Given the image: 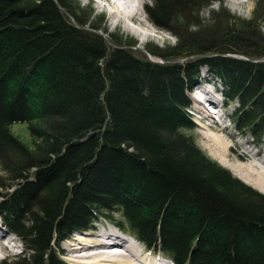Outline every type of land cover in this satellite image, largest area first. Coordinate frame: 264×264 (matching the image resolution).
<instances>
[{
  "label": "trees",
  "instance_id": "trees-1",
  "mask_svg": "<svg viewBox=\"0 0 264 264\" xmlns=\"http://www.w3.org/2000/svg\"><path fill=\"white\" fill-rule=\"evenodd\" d=\"M213 1L150 0L176 42L140 55L77 0H0V220L22 247L0 264H67L61 243L100 219L174 264H264V194L186 132L206 68L264 148V0L248 19Z\"/></svg>",
  "mask_w": 264,
  "mask_h": 264
},
{
  "label": "rangeland",
  "instance_id": "rangeland-1",
  "mask_svg": "<svg viewBox=\"0 0 264 264\" xmlns=\"http://www.w3.org/2000/svg\"><path fill=\"white\" fill-rule=\"evenodd\" d=\"M81 6H88L90 8L91 13L93 15H103L104 16V22L105 27L109 32H117L119 34H122L123 36L130 37L132 40L136 42L135 49L136 51H139L138 54L145 53L144 47L148 45L149 43L155 44L159 47H164L166 45H173L176 42L175 36H173L169 31L161 29L157 26H155L148 18L144 5L150 4V0H143V5H139V17L135 18H127L124 20L116 19V16L112 15L111 7L108 6L109 4L104 0H77ZM134 5H136V2H133ZM137 6V5H136ZM221 7H223L228 13L242 17L244 19H248L253 12L256 9V3L254 0H219V1H213L211 2L209 6V10L211 9L213 11V15L215 17L218 16V12L220 11ZM258 13H262L261 11H258ZM204 16H207V13H204ZM132 29H136L135 31ZM264 33V27L262 29ZM143 52V53H142ZM149 55V53H148ZM228 55V54H227ZM230 56V55H228ZM150 58H152L151 55H149ZM159 60V59H158ZM201 76L198 79V83L195 84L196 88L192 90V94L189 95L190 97V107L187 110V112L190 115V120L192 122V127L190 130L186 131L188 134H191L194 137V140L197 144V146L203 151V153L210 158L211 160L217 162L220 166L228 169L233 176L241 180L243 183L247 184L248 186L252 187L254 190L258 191L261 194H264L261 192L258 188H256L253 184L245 182V180H249V178L245 177L246 173L239 172L241 176L244 177V180H242L238 175L236 174L235 170L238 172L239 166L243 168H253L254 170H260L262 166V161H264V148L261 146L255 145L252 140L248 136L241 135L234 127V123L231 120L230 114L232 113L233 104H230L228 106H224L222 109V115L219 113L214 114V118L211 116L208 108H210V105L205 104L208 108L202 107L200 105V102L196 101L197 99L202 98L201 91H207L208 98L212 101H217L219 103H225L223 102V98L220 96L221 90H223L224 86L218 80L215 76L210 77L208 74V70L206 68H202L200 72ZM206 94V93H205ZM206 94V95H207ZM221 97V98H220ZM199 106L201 108H199ZM198 108V109H197ZM212 108V107H211ZM198 110L199 114H196V110ZM200 109H203V113ZM213 109V108H212ZM203 115H207L210 118V121L213 120L215 124L210 123L209 118L206 120L203 118ZM213 115V114H212ZM221 115L218 122L215 120L216 116L217 118ZM229 117V118H228ZM202 118V121L200 119ZM212 125V126H209ZM203 126V127H202ZM205 127V128H204ZM11 131L19 137L20 140L23 142L30 144V138L28 136V130L27 125L25 123H16L11 125ZM211 129L217 136L222 138L225 142L229 145V161L230 163L227 166L222 165L217 159L213 158L210 155V149L209 144L205 138L206 130L204 129ZM226 161V160H225ZM236 167V168H235ZM240 169V168H239ZM114 219L120 221L121 215L119 213H113ZM0 224L4 226V228L7 230L5 225L1 222ZM108 229H115L114 231H120L122 229H119L114 223L111 221H107L106 219H100L95 223V228L92 230H88L86 232L91 233H97L96 235L103 234V231H108ZM111 230L108 231V233ZM123 231V230H122ZM94 233V234H95ZM73 237V236H72ZM68 238V242L61 243L59 250L63 251L62 259L67 264H76L72 263L68 259L70 257L69 253L67 254V250L71 248L70 246H77V242H74L76 239L74 238ZM13 238V239H11ZM78 239V238H77ZM8 241H10V244H8L7 249H2L0 254L4 257L7 256L9 259H12L18 255H22V247L20 245V240L17 236L12 235L10 238H8ZM67 241V240H66ZM94 242V241H93ZM12 244L15 246L14 248H11ZM6 245V244H5ZM11 245V246H9ZM4 248V247H2ZM58 250V251H59ZM67 251V252H66ZM144 251V250H143ZM145 252V251H144ZM145 254H147L145 252Z\"/></svg>",
  "mask_w": 264,
  "mask_h": 264
},
{
  "label": "bare ground",
  "instance_id": "bare-ground-1",
  "mask_svg": "<svg viewBox=\"0 0 264 264\" xmlns=\"http://www.w3.org/2000/svg\"><path fill=\"white\" fill-rule=\"evenodd\" d=\"M104 1H106L109 4L108 6H110L112 9L111 11L112 15L116 16V19H118V21L127 18L133 19L137 16L139 17L140 16L139 5H143V0H104ZM133 2H136L135 4L137 6L134 5ZM132 30L135 31L136 29H132ZM194 88H196V86ZM205 93L207 94V91L204 92L201 91L202 94L201 99H197L196 97V101L200 102V105H202V107H204L205 104L208 105L209 104L212 105L215 103L219 104L220 101L219 102L215 100L212 101L207 97L208 94L206 95ZM199 108L201 107L199 106ZM197 109H195L196 114L200 115ZM200 110L202 113L204 112L203 109ZM203 118L207 120L209 116L203 115ZM200 121H202V118L200 119ZM210 123L215 124L213 120L210 121ZM204 130L207 131L204 136L209 144L208 148L210 149V155L213 158L217 159L222 165L227 166V163L228 164L230 163V161L228 160L229 159L228 143L225 142L219 136H217V134H215L213 130L208 128ZM262 166L263 167H261L260 170H254L253 168L250 167L246 169L239 166L240 169L237 168L239 171L237 172L235 170V172L238 175V177H240L242 180H244V177L238 173L242 171L246 173L245 177L249 178V180H245V182L253 184L256 188H258L261 192L264 193V161H262ZM110 232L111 233H103V234L101 233L100 235H96L97 233L95 232H94L95 234L84 233L80 235H74L72 238L76 239L74 242H77L76 244L78 245L77 246L75 245L74 247L70 246L71 248L67 250L68 252L66 251L67 254L69 253L68 257H70L68 260L76 264H163L162 260H159L160 257H157V255H154V253L152 252L149 253L147 250L143 248L141 249L138 248L139 246H137L135 243L129 244V242H133L134 240L132 241V239L128 236L129 235L128 233L124 232L125 234H122L120 231L115 232L114 230H111ZM111 236L114 239H112ZM7 237H8L7 230L4 228L2 224H0V252L2 249L5 248L7 249L8 244H10V241H8ZM112 240L114 243H111ZM66 242H68V240ZM124 243H127L129 245L127 247H124ZM14 247L15 246L12 244L11 248ZM143 250L147 254H145ZM4 259L6 258L0 257V263Z\"/></svg>",
  "mask_w": 264,
  "mask_h": 264
},
{
  "label": "water",
  "instance_id": "water-1",
  "mask_svg": "<svg viewBox=\"0 0 264 264\" xmlns=\"http://www.w3.org/2000/svg\"><path fill=\"white\" fill-rule=\"evenodd\" d=\"M245 59V58H244Z\"/></svg>",
  "mask_w": 264,
  "mask_h": 264
}]
</instances>
